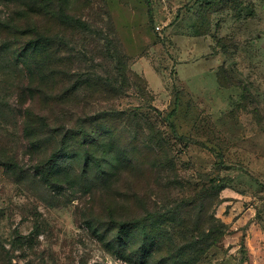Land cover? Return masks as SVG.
Wrapping results in <instances>:
<instances>
[{
	"label": "trees",
	"instance_id": "1",
	"mask_svg": "<svg viewBox=\"0 0 264 264\" xmlns=\"http://www.w3.org/2000/svg\"><path fill=\"white\" fill-rule=\"evenodd\" d=\"M75 1L7 0L0 13V63L14 82L0 166L16 184L75 191L92 234L135 264H205L229 229L213 213L229 187L185 180L142 107L118 106L131 93L149 97L148 83L119 50L109 12L77 16ZM0 264H11L1 252Z\"/></svg>",
	"mask_w": 264,
	"mask_h": 264
},
{
	"label": "rangeland",
	"instance_id": "2",
	"mask_svg": "<svg viewBox=\"0 0 264 264\" xmlns=\"http://www.w3.org/2000/svg\"><path fill=\"white\" fill-rule=\"evenodd\" d=\"M11 6L0 0V13ZM88 6L109 12L119 50L148 83L149 97L131 93L118 106L142 107L185 180L229 187L213 211L229 229L205 264H264V0H79L71 10ZM93 19L105 31L103 16ZM13 84L0 63L5 139ZM42 188L14 183L0 166V252L11 264H135L92 234L75 191Z\"/></svg>",
	"mask_w": 264,
	"mask_h": 264
}]
</instances>
